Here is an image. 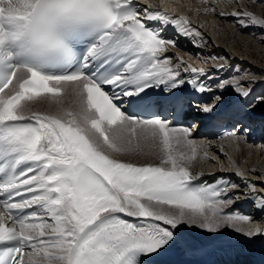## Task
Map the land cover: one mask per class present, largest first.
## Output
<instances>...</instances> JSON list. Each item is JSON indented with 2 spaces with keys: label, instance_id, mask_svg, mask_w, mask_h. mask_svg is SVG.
<instances>
[{
  "label": "snow or ice",
  "instance_id": "6c2138e0",
  "mask_svg": "<svg viewBox=\"0 0 264 264\" xmlns=\"http://www.w3.org/2000/svg\"><path fill=\"white\" fill-rule=\"evenodd\" d=\"M228 15L242 27H264L252 11ZM168 26L194 43L202 37L187 16L139 9L135 0H0V264H142L173 243L181 224L264 233L252 217L226 210L241 196L264 210V189L239 170L246 192L229 195L239 185L223 177L195 183L203 173L191 170L202 148L194 126L178 128L159 114L171 100L165 94L186 83L206 96L189 102L197 112L214 113L223 101L201 82L211 79L204 68L184 66L193 75L183 78V60L166 54L175 46L162 35ZM229 87L250 95L235 78L216 84L221 92ZM67 97L75 108L65 106ZM154 110L149 118L136 114ZM145 144L159 149L158 165L109 154Z\"/></svg>",
  "mask_w": 264,
  "mask_h": 264
},
{
  "label": "bare ground",
  "instance_id": "6f19581e",
  "mask_svg": "<svg viewBox=\"0 0 264 264\" xmlns=\"http://www.w3.org/2000/svg\"><path fill=\"white\" fill-rule=\"evenodd\" d=\"M184 1L185 0H180V1H178V0H163V2H162V0H139V3H141V5H140L141 9L143 8V6L145 8V7H148L149 5H153L157 9H159L161 11H167L170 15L175 16V17L187 16L190 24L193 27H195L202 34V37H196L195 38L196 42L195 43L192 42V45H191L189 50L185 49L183 46L181 48L179 46L178 47L172 46V45L168 46V50H170L169 55L173 57L174 61H176L177 58H180L181 60H183L184 63L181 66V71L183 70L184 66H189V65L192 67H196V68H209V67H213V66L218 65V64H226V66H227L226 69H228V68L231 69L232 67L237 66L238 68L240 67L242 69H246V71L252 70L251 71L253 73L252 75H248V76H244V77L242 76L241 78H237V80H239L240 83L245 88L250 89L254 85L260 84V86H263V89H264V68H263L264 66H261L260 61L254 62V61L250 60L251 58L254 59V57H256V55L253 54V55H251L250 59H247V58H242L241 56H240L241 57L240 58L238 55L231 53L229 51V49L226 47V45H227L226 40L227 39L226 40L223 39V36H221V38H220L221 40L219 39L220 41L219 40L217 41L218 43L214 42V39L211 38V36L209 35L210 33H208V32L206 33L205 31H202V29L200 28V27H203L204 24H203L201 18L197 16V14L199 12L200 13L203 12L205 8H211V7H215L216 11H219V12L222 11V12H227V13L230 11L234 12V11H236L234 8L239 7L237 11L243 9L246 11H252L256 15L261 14L262 16H264V8H260L259 4L257 3L258 0H247V1L252 2V3L250 2L251 4H249L248 7H247V4H245V1H243V2L241 1L239 3L234 2L235 4H233V7L231 6L232 7L231 10L228 9V4L231 5L230 4L231 2L228 3V0L220 1V2H217L216 0H208V3H204L203 0H196L197 5L200 4V7H198L196 12H193L195 7L193 10L189 9L190 6L193 4L192 3L193 0H186L185 2ZM217 8H219V10ZM226 16H228V15L227 14L224 16L217 15V19H214V20L216 23H217V20L220 21L222 19L225 21L226 20L230 21L232 18L231 15L229 18L227 17V19H225ZM232 19H234V18H232ZM195 23L198 26H196ZM207 23L210 24L208 20H207ZM232 24L233 25L231 28H233L234 30L235 29H237L238 31L242 30V26L240 24H237L236 22H234ZM221 25H223V23L219 24L218 27H219L220 31L217 33V35H220V33L221 34L223 33V35H224V33L226 32V28L220 27ZM249 25H251V24H249ZM257 27L259 30L264 32V27H260V26H257ZM222 29H224V32L222 31ZM233 31H231V32H233ZM177 34H178V32H177ZM179 35H181V34H179ZM234 38H235V36H234ZM261 40H262V38H261ZM236 43H238V41H236ZM198 46H201L202 48L199 49ZM231 48H233L235 51H240L242 49L241 47H239L238 44L232 45ZM212 53H213V55H212ZM221 55L223 56L224 60H222V59L218 60V57ZM215 57H216V59H215ZM238 68H236V69H238ZM236 69H235L234 75L237 73H241L239 71H236ZM233 78L231 77V79H229V78H226V79L232 80ZM5 91L7 92L8 90L6 89ZM228 91H231V92H228ZM255 93H254V95H255ZM221 94L223 95V101L224 102H227L230 100L227 98H235V97L240 98L241 97V95H239L232 87L226 88L225 90H223V92H221ZM68 101H69V105H68ZM65 106L75 108V104L73 103V100L71 97H67L65 99ZM254 108H256L257 111L260 112L262 115H264V102L257 100L253 109ZM32 110L38 111V112H43L46 114H50L53 112V110L47 104H34V105H32ZM192 137L196 141L200 142L202 145L200 154L198 155L197 160L195 161V162L199 161V163L196 164L194 162L193 166L191 167V170L194 174L203 173V175H207L209 173H214V175L217 178L223 177L224 179H231L233 181V184L234 183L236 184V182H237L236 185H239V189L238 190H232L230 193V195H235L237 192H246L247 191V189L244 187L245 181L242 180L237 175H235L236 171L239 170V171L246 174L247 181L257 185V191L258 192H260V189H264V179L260 178V177L264 176V146H260V145H256V147L248 146L246 144V142L244 141V138H242V137L240 140H234L232 138H228L225 140H223V139L222 140H212V139L210 140L206 137L199 136L197 131H193ZM174 146L177 147V149H178L177 151H181V145L180 144L178 146L176 144H174ZM182 146L185 148V150L187 149L184 145H182ZM148 147H150V146L145 144L143 146V151L146 150ZM236 148H239V150L237 151ZM143 151H140V152H143ZM205 151L209 154L210 159H205L203 157V152H205ZM225 151L230 154V157H232L231 154L234 155V157L236 158V164H233L235 161L232 163L231 160L227 159V155L224 153ZM138 152L139 151L132 152V153H120L119 155L124 154L125 156L133 157ZM109 154L111 155V152H109ZM236 154H237V156H236ZM117 158H119V157H117ZM244 159H248V161L245 163L244 166H240V164L242 165ZM143 164L144 165L145 164H153L154 165V163L152 161L146 162ZM251 169H255L256 171L254 173L250 172L249 170H251ZM261 194L264 195V193H261ZM241 197L243 198L242 200H246V197H244V196H241ZM247 198H250V197H247ZM237 202H238V200H236L235 203H233V204H236ZM227 208H228V206L226 207V209ZM236 209H237V207H236ZM249 210H250V213H252V212H256L258 209L255 206H251V207H249ZM241 214H244L243 211H241ZM253 217L259 218V217H257V215H254ZM263 218L264 217H262L261 221L253 223V227L260 226L262 229H264V219ZM176 229H178V231H184V233L187 234L188 237H191L194 240V242H195L194 244L196 246H200L203 243L208 242L209 240L217 238V237L221 238L222 237L221 235H224L225 233H227L229 231L236 232L231 227L222 226L219 231H217L215 233H210L205 229H201L198 225H191V224H181ZM244 240L250 241L251 244H253V245H255L257 243L264 242V233L258 234V235L253 236V237H247L244 235V237H241V241H244ZM194 244H192V245H194ZM182 248H183V246H180V249L183 251Z\"/></svg>",
  "mask_w": 264,
  "mask_h": 264
},
{
  "label": "rangeland",
  "instance_id": "374dc122",
  "mask_svg": "<svg viewBox=\"0 0 264 264\" xmlns=\"http://www.w3.org/2000/svg\"><path fill=\"white\" fill-rule=\"evenodd\" d=\"M178 1H180V0H178ZM223 1H226V0H223ZM241 1L242 2L245 1V4H247V7H248L249 4L252 3L251 1H247V0H231V1L228 0V3L231 2L230 3L231 5L228 4V9L231 10V8L233 7V4H235L234 2L239 3ZM192 3L193 4L190 6L189 9L193 10L194 7H195L193 12H196L198 7H200V4L197 5L196 0H193ZM258 4H259L260 8H264V6H263L264 4H261V3H258ZM219 8H217V9L219 10ZM238 8L239 7L234 8V9L237 11ZM219 13H220L219 11L213 12V11L209 10V12H207V13H205V11H203V12H201V13L199 12L197 14V16L201 18V20H202V22L204 24L203 27L199 26L202 29V31H205L206 33L207 32L210 33L209 35L211 36V38L214 39V42H217L221 38V36H223V39H225V40L227 39L228 40V41L226 40V43H227L226 47L229 49V51L231 53H233L235 55H238L239 57L241 56L242 58H247V59H250L251 55L254 54V55H256V57H254V59L251 58L250 60L254 61V62L260 61L261 62V66H264V40H263L264 39V37H263L264 36V32L259 30L257 26L253 27V28L246 27V29H244L242 27L241 31H238L237 29L234 30L233 28H231L232 25H233L232 23L236 22L237 24H239L238 23V18H236L234 16H231V17L234 18L235 20L232 19V18H231L230 21H227V20L225 21V20L222 19L220 21L217 20V23H216L214 19H217V15H219ZM224 13H226L228 15V13H231V11L228 12V13L227 12H224ZM259 15L262 18H264V16H262L261 14H259ZM259 15L257 14L258 17H260ZM227 17L229 18L230 15L226 16L225 19H227ZM207 20L209 21L210 24L207 23ZM222 23H223V25H221L220 27H222V28L225 27L226 28V32L224 33V35H223V33L222 34L220 33V35H217V33L220 31L218 26H219V24H222ZM195 25L198 26L196 23H195ZM246 30H248V31H246ZM222 31L224 32V29H222ZM231 31H233V32H231ZM234 36H235V38H234ZM261 38H262V40H261ZM235 40L238 41V43H236ZM236 44H238L239 47L242 48L240 51H235L233 48H231L232 45H236ZM198 48L200 49L202 47L198 46ZM215 59H216V57H215ZM219 59L220 60L221 59L224 60L222 55L218 57V60ZM235 67L238 68L237 66H234V69H236ZM236 71H239L241 73L235 74L236 76L235 75L233 76L235 79L241 78L242 76L244 77V76H248V75H252L253 74L251 72L252 70L246 71V69H242L240 67L238 69H236ZM234 72H235V70H234ZM228 92H231V91H228ZM68 105H69V101H68ZM176 145L178 146L179 144H176ZM180 145H181V151L182 150L183 151H188L187 149L185 150V148L182 146V144H180ZM174 147H175L176 150H178L176 146H174ZM236 150L238 151L239 148H236ZM224 153L227 155V159L231 160L232 163L235 161L233 164H236V158L234 157V155L231 154L232 157H230V154L228 152L225 151ZM111 155L112 156L116 155L115 157H119V159H121V160H126V161H129V162H133V163H135L137 165H144L143 163L150 162V161H152L154 163V165H158L159 164V149L156 148V147H148L143 152L139 151L133 157H128V156H125L124 154H121V155L118 154L117 155L116 153H111ZM236 156H237V154H236ZM247 161H248V159H244L242 165L240 164V166H244ZM195 163L198 164L199 161H197Z\"/></svg>",
  "mask_w": 264,
  "mask_h": 264
}]
</instances>
